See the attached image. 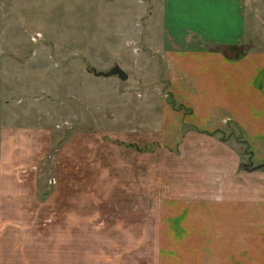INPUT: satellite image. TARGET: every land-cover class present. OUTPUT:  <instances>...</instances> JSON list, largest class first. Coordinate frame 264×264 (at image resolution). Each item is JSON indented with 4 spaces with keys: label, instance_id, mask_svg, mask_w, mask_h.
<instances>
[{
    "label": "rangeland",
    "instance_id": "374dc122",
    "mask_svg": "<svg viewBox=\"0 0 264 264\" xmlns=\"http://www.w3.org/2000/svg\"><path fill=\"white\" fill-rule=\"evenodd\" d=\"M212 1L0 0V264H221L215 203L181 200L204 203L177 225L192 230L158 205L179 185L163 174L164 49H219L238 0ZM240 5L241 48L264 47V0ZM113 64L127 76L92 72Z\"/></svg>",
    "mask_w": 264,
    "mask_h": 264
},
{
    "label": "crops",
    "instance_id": "0c3cea01",
    "mask_svg": "<svg viewBox=\"0 0 264 264\" xmlns=\"http://www.w3.org/2000/svg\"><path fill=\"white\" fill-rule=\"evenodd\" d=\"M224 7L229 8V2ZM227 13L226 18L219 16L222 41L216 45L221 49H164L166 91L182 107L164 102L160 108L165 136H160V146L176 155L163 174L175 176L179 185L177 193L171 194V186L162 192L158 205L169 223L166 229L192 230L197 228L177 225H192L184 215H197L204 203L181 200L210 199L217 215V262L264 263V47L241 48L245 23L240 0L238 11L232 6ZM191 39L199 41V36ZM173 119L179 126L186 123L175 139L170 137ZM213 129L227 130V139L211 133ZM232 133L248 147L250 166H240V156L228 140Z\"/></svg>",
    "mask_w": 264,
    "mask_h": 264
},
{
    "label": "water",
    "instance_id": "95a60500",
    "mask_svg": "<svg viewBox=\"0 0 264 264\" xmlns=\"http://www.w3.org/2000/svg\"><path fill=\"white\" fill-rule=\"evenodd\" d=\"M92 72L96 75H103V76L116 74L119 78H125L127 76V72L117 64H113L109 66L106 70L92 69Z\"/></svg>",
    "mask_w": 264,
    "mask_h": 264
},
{
    "label": "trees",
    "instance_id": "16d2710c",
    "mask_svg": "<svg viewBox=\"0 0 264 264\" xmlns=\"http://www.w3.org/2000/svg\"><path fill=\"white\" fill-rule=\"evenodd\" d=\"M229 46H231V45H229ZM235 55H236V53L233 54V56H235ZM168 102H169L170 105L173 106V107H176V108H178V107L181 108V107H182V105H181L180 103H176L174 100H171L170 98H169ZM219 131H220V130L213 129V130H211L210 132H211V133H214V134H216V135H218V137H219L220 139H222V140L227 139V135H228V133H223V131H220V132H219ZM243 141H244V140H243ZM241 142H242V140H241ZM244 142H245V141H244ZM243 146H244L245 149L247 148V150H246V154H249L248 147L245 146V144H243ZM240 166H243V164L240 163ZM243 167H246V166L244 165Z\"/></svg>",
    "mask_w": 264,
    "mask_h": 264
}]
</instances>
